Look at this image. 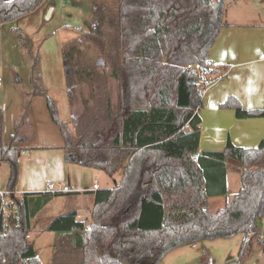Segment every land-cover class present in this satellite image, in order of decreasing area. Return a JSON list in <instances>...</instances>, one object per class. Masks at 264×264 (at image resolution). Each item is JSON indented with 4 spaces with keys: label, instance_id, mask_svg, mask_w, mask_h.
Wrapping results in <instances>:
<instances>
[{
    "label": "trees",
    "instance_id": "1",
    "mask_svg": "<svg viewBox=\"0 0 264 264\" xmlns=\"http://www.w3.org/2000/svg\"><path fill=\"white\" fill-rule=\"evenodd\" d=\"M43 0H0L1 25L38 7ZM226 0H118L115 23L119 43L111 69L99 72L80 61V41L66 48L65 73L72 106L77 82H90L93 103L74 134L60 118L56 100L47 96L50 118L63 136L65 161L104 170L110 176L123 167L112 188L89 191L94 205L89 219L76 211L55 217L51 264H162L185 245L245 234L242 251L261 236L264 219V140L255 147L228 142L223 150L200 152L203 93L208 83L188 64L206 60L222 29L228 26ZM96 8V17L100 10ZM99 15V16H98ZM103 46L99 30L80 29ZM118 85V100L109 92ZM192 93L190 108L177 105L180 78ZM238 117L264 116V107L247 110L231 97ZM24 110L8 143L3 142L4 110L0 107V164L10 165L7 209L0 194V264H43L30 240L32 220L60 190L15 195L20 173ZM241 165V188L215 212L211 197L227 195V160ZM14 210L18 214H14ZM264 251V240L259 239ZM242 252V254H243Z\"/></svg>",
    "mask_w": 264,
    "mask_h": 264
},
{
    "label": "rangeland",
    "instance_id": "2",
    "mask_svg": "<svg viewBox=\"0 0 264 264\" xmlns=\"http://www.w3.org/2000/svg\"><path fill=\"white\" fill-rule=\"evenodd\" d=\"M227 19L232 21L245 10L240 0H226ZM257 12L264 13V0H248ZM100 16L96 17V8ZM118 0H43L29 13L6 22L1 28L0 107L4 110L3 142L8 143L15 131V123L24 110L29 113L23 133L28 136L21 145L64 144L59 127L53 123L47 108V96L58 104L60 118L66 121L76 134L86 108L94 102L90 82H77L73 88L71 106L70 91L65 73L64 54L66 48L80 41L82 54L80 61L89 68L101 72L110 70V57L115 54L119 43V28L115 23ZM96 14V15H95ZM115 17V18H114ZM95 28L100 31L104 44L82 36L80 29ZM36 86L43 88L47 96H34ZM109 92L114 103L118 100V85L110 78ZM34 112V113H33ZM35 114V115H34ZM34 115V116H33ZM46 119V120H45ZM25 157V156H24ZM236 165L239 162L231 159ZM121 167L113 176L118 181L123 175ZM97 172H106L97 169ZM113 178V177H112ZM117 181V180H116ZM49 186V184H47ZM78 193L55 196L33 220L30 240L36 248L43 264H51L55 232L48 229L52 220L71 211ZM225 201H215L211 210L224 207ZM79 212L87 214L82 208ZM89 217V216H87ZM260 234L264 236V219L260 223ZM255 239L242 251L245 234L188 244L169 253L162 264H264V251ZM206 242V241H205ZM196 246V247H193ZM243 252V254H242Z\"/></svg>",
    "mask_w": 264,
    "mask_h": 264
},
{
    "label": "crops",
    "instance_id": "3",
    "mask_svg": "<svg viewBox=\"0 0 264 264\" xmlns=\"http://www.w3.org/2000/svg\"><path fill=\"white\" fill-rule=\"evenodd\" d=\"M240 5L245 8L243 14L232 21L227 19L229 25L210 49L209 60L216 65L215 75L219 78L208 84L203 93L200 152L223 150L228 142L255 147L264 140V116L240 118L234 108L223 106L233 97L247 110L264 107V13L247 7L248 0H240ZM62 145L23 144L15 195L46 190L78 193L80 200L69 212L76 211L79 219H89L95 200L89 191L112 188L118 178L97 172L99 168L66 162ZM231 161L227 160V195L211 197V202L232 200L241 188V165ZM9 174L10 165L0 164V192L7 191ZM79 208L87 214L79 212Z\"/></svg>",
    "mask_w": 264,
    "mask_h": 264
},
{
    "label": "built area",
    "instance_id": "4",
    "mask_svg": "<svg viewBox=\"0 0 264 264\" xmlns=\"http://www.w3.org/2000/svg\"><path fill=\"white\" fill-rule=\"evenodd\" d=\"M206 62L208 63L209 68H215L216 65L213 64V62H212L211 60H209V58L206 60ZM187 67H188L189 69H194V70H197V71H199L200 73H202V74L204 75V77H205V79H206V82H207L208 84L213 83L214 81H216V80L219 78V76L215 75L216 73L204 74V73L202 72V70H203V65H201V63L188 64ZM1 86H2V77L0 76V87H1ZM0 194H1L2 199L4 200V206H3V209H4L5 212H9V210H8L7 207H6V204H7V201H8V200H7L8 192H7V191H6V192H0ZM14 214H18V211H17V210H14ZM261 237H263V240H264V236H261ZM194 245H195V244H194Z\"/></svg>",
    "mask_w": 264,
    "mask_h": 264
},
{
    "label": "water",
    "instance_id": "5",
    "mask_svg": "<svg viewBox=\"0 0 264 264\" xmlns=\"http://www.w3.org/2000/svg\"><path fill=\"white\" fill-rule=\"evenodd\" d=\"M177 105L180 108H190L192 105V93L186 86V81L183 77L180 78L178 86Z\"/></svg>",
    "mask_w": 264,
    "mask_h": 264
}]
</instances>
